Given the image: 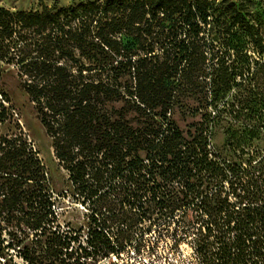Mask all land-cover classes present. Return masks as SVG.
Returning <instances> with one entry per match:
<instances>
[{
    "label": "trees",
    "instance_id": "16d2710c",
    "mask_svg": "<svg viewBox=\"0 0 264 264\" xmlns=\"http://www.w3.org/2000/svg\"><path fill=\"white\" fill-rule=\"evenodd\" d=\"M6 16L35 39L23 87L67 180L80 187L97 175L96 193L108 196L104 207L113 214L99 234L100 256L121 259L133 248L174 264H264V156L250 158L245 169L209 150L202 134L185 139L166 118L179 88L174 81L198 77L206 60V47L191 42L200 33L192 4L91 0L42 12L0 10V19ZM125 73L133 88L119 82ZM238 76L239 86L264 92V78L248 67ZM223 83H230L226 75ZM250 94L246 109L264 120V101ZM245 142L240 137L235 148ZM10 167L6 173L15 176L0 188V207L28 209L31 228L47 230L58 196L39 160L30 152ZM151 233L157 241L149 244Z\"/></svg>",
    "mask_w": 264,
    "mask_h": 264
},
{
    "label": "rangeland",
    "instance_id": "374dc122",
    "mask_svg": "<svg viewBox=\"0 0 264 264\" xmlns=\"http://www.w3.org/2000/svg\"><path fill=\"white\" fill-rule=\"evenodd\" d=\"M87 1L91 0H0V10L10 14L42 12L44 6L60 9ZM187 1L195 14L193 23L200 29L191 42L206 47V60L195 72L198 77H177L174 81L179 88L166 118L176 124L185 139L202 134L209 150L247 169L250 158L264 156L263 116L260 111L251 116L247 101L253 99L250 92L264 101V92L243 83L239 86L238 75L248 67L250 75L264 78V69L258 70L257 65L264 64V0ZM204 11L207 20L203 23L200 15ZM34 40L29 27L14 25L10 16L0 19V188L11 185L15 175L6 172H12L10 164L16 157L26 159L31 152L58 198L52 208L55 214L45 220L44 231L31 228L28 209L0 207V264H174L171 258L167 262L156 253L133 254V248H127L129 255L123 253L121 259L100 256L99 234L105 219L113 214L104 207L108 196L103 190L96 193L100 186L97 175L88 176L83 186L72 185L55 158L52 139L23 87L29 80L24 72L37 54ZM201 50L197 52L202 54ZM155 51L161 54L162 49L156 46ZM225 75L230 80L228 85L223 83ZM119 82L132 88L136 83L128 73ZM240 137L246 142L237 150ZM234 150L239 151L235 156L230 153ZM146 239L149 244L157 241L153 233ZM158 243L157 252L163 255L166 241ZM180 252L187 255L191 250L182 245Z\"/></svg>",
    "mask_w": 264,
    "mask_h": 264
}]
</instances>
